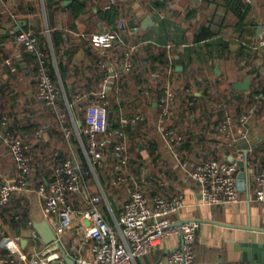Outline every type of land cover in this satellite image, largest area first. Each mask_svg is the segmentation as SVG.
<instances>
[{"label":"crops","instance_id":"1","mask_svg":"<svg viewBox=\"0 0 264 264\" xmlns=\"http://www.w3.org/2000/svg\"><path fill=\"white\" fill-rule=\"evenodd\" d=\"M66 1L0 0V111L15 113L25 123L30 119L40 125L37 133L40 139L32 138L33 146L47 145L53 150L64 144L56 133V117L38 97L33 54L16 43L12 30L33 31L39 38L46 37L57 72L56 85L61 91V103L71 128H74V122L82 127L78 117L81 107L77 106V101L86 100L90 105L86 95H76L74 102L69 100L74 88L91 91L96 99L95 94L100 90L101 84L99 90L94 91L97 84L90 55L92 50L89 48L101 50L102 47L93 46L94 36L118 30L120 22H124V36L136 37L139 32L137 36L142 37L144 42L171 48L176 54V82L180 85L183 80H188L190 88L187 93L194 94L192 100L186 99L184 120L178 126L188 140L191 139V148L185 151L191 166L211 158L231 161L241 154H245L248 162L245 178L240 177L241 170L237 175L241 201L236 204H205L199 184L184 175L179 190L184 194L186 204L172 219L179 222L200 221L196 264H261L263 261L256 257L258 252L251 245L258 244L264 249V203L256 199V176L264 162V111L261 118L257 115L250 126L248 139L236 141L231 147L229 145L234 139L219 135L216 128L223 115H233L240 105L234 97L247 98L258 85L264 89V48L259 46L264 32V0H71L68 4ZM81 1L86 8L75 12L73 8ZM112 7L115 14L106 16ZM148 18L151 22L145 26ZM135 26L138 30L131 32L129 29ZM55 31H61L65 40L57 50L51 35ZM131 46H136L135 41ZM56 53L64 62L65 78L59 72ZM6 60H10L16 71H8L10 66ZM246 80H249L248 88L243 90L239 86ZM229 102L231 105H228ZM69 103L74 105L71 111ZM154 106L157 107V102ZM139 111L150 115L149 125H153L155 115L148 105H143ZM238 131L239 125L235 121L233 132ZM74 137L80 145L78 137ZM67 144L71 153L74 149L79 155L74 144ZM7 148L0 140V184L4 180H15L20 175ZM94 178L99 191L93 194L102 195L105 189L96 175ZM15 195L26 202L29 226L20 229L19 233L7 224L5 229H1L4 236L0 239V251L3 252L0 257L16 259L26 255L30 260L35 254L44 255L54 250L56 244L47 245L41 237L33 238V233L37 232L34 224L46 220L38 187L30 184L27 191ZM71 199L75 221L60 243L76 264L80 254L89 260L94 259V242L85 237L81 228V200L78 197ZM111 208L104 201L103 211L113 224V213H116ZM181 243L180 236H170L156 251L136 264H168V254ZM57 252L63 264H68L62 252L59 249Z\"/></svg>","mask_w":264,"mask_h":264},{"label":"built area","instance_id":"2","mask_svg":"<svg viewBox=\"0 0 264 264\" xmlns=\"http://www.w3.org/2000/svg\"><path fill=\"white\" fill-rule=\"evenodd\" d=\"M126 29L124 22H120L118 30H109L96 35L92 42L98 47H109L115 39H120ZM136 32L138 27L129 29ZM16 43L26 52L37 55L39 69L36 76L38 83V97L57 115L62 127L66 143H70L72 136H77L84 156L95 174V164L104 159L105 151L109 149L108 138L111 130L107 97L111 89V67L116 62L104 63L102 68L106 71L105 78L100 85V90L95 94L97 100L91 103L85 114L84 130L74 122V128L67 125V112L61 103V91L55 84L52 76L45 66V54L40 48L39 35L33 31L12 30ZM259 46L264 48V32L259 41ZM136 46H132L134 50ZM6 63L14 72L16 68L10 60ZM125 70L129 71L131 64H125ZM173 68L170 67L169 81L164 87V95L157 106L160 115L157 121L158 130L165 141L166 147L173 159L181 166L186 177L200 186V194L205 204L222 206L236 204L241 201L238 194L237 175L241 170L237 162L228 160H208L196 166H191L189 161H183L179 147L185 143V137L176 129L165 130L164 125L171 121L175 115L176 94L171 82ZM159 77L157 71L153 74ZM73 104H68V109H73ZM257 116V109L250 108L242 112L238 118L227 115L218 124L216 131L224 138H233L230 147L239 140L248 139V130ZM145 114H138L133 121L143 120ZM237 121L239 131L234 134L233 124ZM122 122H127L123 117ZM83 134L88 136V147L83 141ZM118 137L123 138L122 143L115 145L113 157L116 160V172L122 173L129 169L130 157L128 153L129 135L123 131H115ZM0 140L9 148L10 155L16 162L20 175L15 180H4L0 184V208L6 206L15 193L22 194L30 186V177L35 169L32 158L29 155L30 146L21 138L16 137L10 130L7 117L0 118ZM237 160H246L245 154H241ZM56 179L47 186L42 184L38 188L44 204V214L48 223L52 226L57 241L73 226L74 205L71 198L78 197L81 200V228L87 239L93 241L92 251L94 259L89 260L81 254L77 257L76 264H136L138 260L152 254L168 237L178 235L182 239L180 246L173 249L167 257L168 264H196V242L200 221L196 219L184 222L174 221L172 216L178 214L185 207V197L181 193L178 196L167 199L161 196L150 197L137 186L131 191V200L125 203L118 214L113 213L114 223H110L103 211V203L110 202L103 190L102 195L93 194L83 180V168L79 155L72 149V158L65 160L61 166L55 169ZM123 176H118L115 185L124 182ZM256 199L264 203V166L256 176ZM112 210V208H111ZM7 225L0 217V229ZM34 239H40L37 232L33 233ZM55 244V243H54ZM57 246V245H56ZM58 246L46 254H35L29 260L26 255L18 258L0 257V264H53L61 260L57 252ZM62 261V260H61Z\"/></svg>","mask_w":264,"mask_h":264},{"label":"trees","instance_id":"3","mask_svg":"<svg viewBox=\"0 0 264 264\" xmlns=\"http://www.w3.org/2000/svg\"><path fill=\"white\" fill-rule=\"evenodd\" d=\"M85 8L86 4L84 1H81L77 3L73 10L75 12H79L83 11ZM113 11H115L114 8H110L106 12V16L109 17V14H111V16L112 14H115ZM51 35L54 48L57 50L58 45L65 42L62 32L55 31L52 32ZM124 35L125 34H122L121 39H115L111 46L104 47L101 50L95 49L94 47L89 48L92 50L90 55L93 57V68L97 84L94 91L99 90V85L105 78L106 71L102 68V64H113L116 62V66H112L110 70L111 74L114 72V76L112 78L111 89L107 97L109 118L111 116V130L108 135L110 146L109 149L105 151L104 159L95 164V174L89 166L77 138L72 136L70 139V143L74 144L79 152L83 168L84 183L92 193H98L99 190L94 178V175H96L105 189L108 195V200L116 214L121 211V208L125 203L131 200V191L137 186H140L150 197L161 196L167 199H172L178 196L182 193V191L179 190V186L181 187L183 184L182 177L185 175L181 166L173 159L158 130L157 121L160 115V108L159 106H154L156 102H160L164 95V87L169 81L168 73L170 67L173 68L171 82L173 86L178 85L175 78L177 71L174 57L176 54L171 48L152 42H144L143 38L138 37L137 35L136 37H128ZM132 41H135L136 43V48L134 50H131ZM40 42V48L45 54V66L49 74L52 76L55 84H58L57 72L50 49L46 42V37L41 36ZM93 46H95L94 43ZM58 55L59 54H57V57ZM58 59L59 72L61 76L65 78L66 68L64 62L61 58L58 57ZM32 62H34L35 67L34 74L37 76L39 69V59L37 55H32ZM127 62L131 64L129 71L124 68ZM8 71L12 73L11 67H9ZM157 71H159L160 76L156 78L153 74ZM178 86H176L177 88L175 89V115L171 121L164 125V129H176L181 131V134L186 139L185 143L179 147V152L183 161H189L185 155V151L191 148V139L188 140L185 132H183L178 126L184 120V111L186 110L185 106L187 103L186 99L189 98V100H192L191 98L194 97V94L187 93V90L190 88L188 80H183V82H181ZM76 95H86L88 97L87 99L90 100V104L95 103L97 100L91 95V91H83L78 87L74 88L72 94L69 96V100L71 102L76 101ZM234 101L240 104L236 108L235 112L232 113L236 117H238L245 110L256 108L257 115L261 118L264 111V89H261L258 85L252 90L247 98L244 96H240L238 98L234 97ZM44 104L48 110H51L45 102ZM145 104L148 105L149 109L152 110L155 115L153 125H149L152 117L150 115H146V113L142 111H139V109H141ZM190 104L191 102H189L188 105ZM228 105H231V103L229 102ZM77 106L81 107V110L78 112V117L82 122V129L84 130L85 114L88 107L87 101H77ZM51 112L57 120L56 124L58 126V130L56 129V133L58 134L59 139H62L61 142L64 143L61 146L55 147L53 150L48 149L47 145H32V138L36 137L40 139L37 134L40 130V125L38 123H35V121L30 119L27 123H25L23 120L18 119L15 116V113H10L4 110L0 111V118L7 117L8 119L9 130L16 137L21 138L30 146L29 155L32 158V165L35 172L29 180L30 184H33L38 188L42 184L47 186L51 185L56 179L55 169L61 166L65 160L72 158V153L69 145L66 143L57 115L52 110ZM141 112L145 114V118L143 120L133 121V119L138 114H141ZM226 116L227 114L223 115L222 120ZM123 117L127 122H122ZM67 125L72 127L68 119ZM117 130L123 131L129 135V169L123 171L122 173L116 172V160L113 157L115 145L123 142V138L118 137L115 134V131ZM82 137L85 146L88 147V136L83 134ZM7 149L9 152V148ZM214 159L215 158H211L208 160ZM208 160L205 159V161ZM263 166L264 162L261 167ZM120 175L125 178V181L121 182L119 185H115L114 181ZM25 204V200H20L16 195H13L10 202L6 206L0 208L1 219L5 224L10 225L15 233H19L20 229H25L29 226V213ZM3 236L4 233L0 229V239ZM0 253L2 254L3 252L0 251Z\"/></svg>","mask_w":264,"mask_h":264},{"label":"water","instance_id":"4","mask_svg":"<svg viewBox=\"0 0 264 264\" xmlns=\"http://www.w3.org/2000/svg\"><path fill=\"white\" fill-rule=\"evenodd\" d=\"M71 0H67L66 3H70ZM151 22V18H148L146 20V22L144 23V25H148L149 23ZM249 80H246L245 84H240V88L243 89V90H247ZM110 119H111V116H110ZM232 162H237L240 166V169H241V174H240V177L242 179L245 178L246 176V173L248 172V162L247 160H237L236 158H233L231 159ZM34 227L35 229L37 230L38 234L40 235V237L44 240V242L47 244V245H51V244H56L58 246V249L62 252V255H63V259L68 263V264H75V262L70 259L66 252L64 251L61 243L59 241H57V236L52 228V226L48 223L47 220H43L41 222H36L34 224ZM252 247L255 248V251L258 252L257 253V258L260 260V261H263L261 264H264V249H262L263 247L262 246H259L258 244L257 245H251ZM53 264H63V261L61 260H57L55 262H53Z\"/></svg>","mask_w":264,"mask_h":264}]
</instances>
